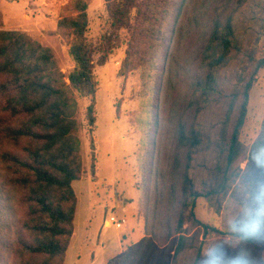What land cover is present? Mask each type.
<instances>
[{
	"label": "rangeland",
	"instance_id": "rangeland-1",
	"mask_svg": "<svg viewBox=\"0 0 264 264\" xmlns=\"http://www.w3.org/2000/svg\"><path fill=\"white\" fill-rule=\"evenodd\" d=\"M225 1L176 0V9L166 20L169 27L164 26L162 30L169 35L167 48L156 53L148 65L128 74L125 64L127 57L130 59L129 44L122 37L123 33L119 32L120 38L114 36L106 0H86L89 40L97 45L111 42L114 46L105 65L95 64L94 74L99 82L95 124L92 125L88 118L91 99L81 97L73 90L78 100L75 134L80 140L83 174L73 184L78 202L74 234L64 264H108L144 238H147L145 246L131 264H155L162 252L166 258L169 254L173 256L175 235L168 238V223L176 219L173 212L176 213L177 208L172 206L169 198H177L179 190L169 191L171 158L161 156V152L176 146L178 119L195 122L198 129L215 137L225 116L228 101L204 104V109L194 116L186 111L192 75L208 32L209 18ZM72 3L73 0H0V31L26 33L50 48L67 84H70L69 75L76 64L70 55L68 41L60 33L59 22L75 15L70 9ZM134 12L135 9L131 15ZM234 25L246 46L257 48L258 56L263 55L264 0H247L237 13ZM101 51L97 48L95 61ZM138 61L141 62L139 58ZM170 66H182L177 113L172 119L169 115L171 100L167 96ZM243 66L240 61H233L220 72L219 82L225 91L232 92L242 86L241 75L246 73ZM263 128L264 69L258 74L250 95L242 133L248 150L237 165L240 169L238 181L222 200L218 197L196 200L197 219L218 228L222 234H206L202 226L185 223L183 234L195 237L196 246L202 249V257L198 258L194 247L187 248L177 256L176 264H239L242 256L248 257L251 264H264V251L243 245L242 239L236 236L244 232L242 230L257 214L262 217L264 167L248 162L258 150L264 149V143H259L257 151L252 152ZM92 139L96 144V172ZM217 156V148L194 156L190 176L199 191L205 187L203 183L209 181ZM163 167L164 178L159 175ZM164 185L167 188L162 192L158 187ZM18 217L16 195L3 190L0 179V264H21L15 248L27 237ZM113 217L126 220V223L117 228L111 224ZM232 249H236L233 254Z\"/></svg>",
	"mask_w": 264,
	"mask_h": 264
},
{
	"label": "trees",
	"instance_id": "trees-1",
	"mask_svg": "<svg viewBox=\"0 0 264 264\" xmlns=\"http://www.w3.org/2000/svg\"><path fill=\"white\" fill-rule=\"evenodd\" d=\"M246 2L226 0L213 11L192 75L186 111L194 116L204 109V104L228 101L215 137L198 129L195 122H184L180 118L176 146L161 152V156L171 158L169 191L178 189L176 196H179L169 198L172 206L177 208L176 213L173 212L176 219L168 223V238L175 235L172 238L174 254L166 258L162 252L155 264H176L177 256L191 247L198 251V258L202 257V249L196 246L195 237L183 234L187 222L202 226L206 234H222L218 228L198 220L194 209L198 198L218 197L222 200L227 196L239 179L237 165L248 150L242 133L251 91L258 74L264 69V47L263 55L258 56L257 48H248L234 25L237 13ZM106 3L114 36L120 38L119 32L123 33L122 37L129 44L130 59L127 57L125 64L128 74L138 67H145L156 53L167 48L169 35L162 30L164 26L169 27L166 20L176 9V0H106ZM70 9L75 15L59 22L60 33L68 41L70 55L76 64L69 75L70 84L65 81L50 48L26 33L0 31V179L1 188L16 195L18 219L27 237L20 240V247L15 248L21 264L65 263L74 234L78 202L73 184L83 174L80 140L75 134L78 100L73 90L81 97L91 99L88 118L92 125L95 124L99 89L95 64L105 65L114 46L111 42L97 45L89 40V5L86 0H73ZM133 9L135 12L131 15ZM97 48L102 51L95 61ZM233 61L243 63L246 73L241 75L242 86L227 92L220 85L219 74ZM181 68L170 66L167 76L171 119L177 113ZM259 143H264V128L252 152L257 151ZM95 145L92 139L94 172L97 165ZM211 148L218 149V161L210 171L209 181L204 182L205 187L199 191L190 170L194 156ZM160 169L159 175L166 177L164 167ZM166 188L165 185L158 187L162 192ZM169 200L167 205L170 207ZM260 214L262 217L257 214L242 230L244 232L236 236L242 239L243 245L264 251V195ZM146 240L144 238L108 264H131L143 250ZM235 250L232 249V254Z\"/></svg>",
	"mask_w": 264,
	"mask_h": 264
},
{
	"label": "clouds",
	"instance_id": "clouds-1",
	"mask_svg": "<svg viewBox=\"0 0 264 264\" xmlns=\"http://www.w3.org/2000/svg\"><path fill=\"white\" fill-rule=\"evenodd\" d=\"M249 164L254 163L258 167H264V149L258 150L254 155ZM239 264H251L250 260L246 256L240 258Z\"/></svg>",
	"mask_w": 264,
	"mask_h": 264
},
{
	"label": "built area",
	"instance_id": "built-area-1",
	"mask_svg": "<svg viewBox=\"0 0 264 264\" xmlns=\"http://www.w3.org/2000/svg\"><path fill=\"white\" fill-rule=\"evenodd\" d=\"M125 223H126V220H118L115 217L111 219V224L117 228H121Z\"/></svg>",
	"mask_w": 264,
	"mask_h": 264
}]
</instances>
